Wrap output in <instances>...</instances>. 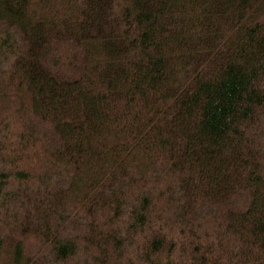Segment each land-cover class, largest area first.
Masks as SVG:
<instances>
[{
	"label": "trees",
	"instance_id": "1",
	"mask_svg": "<svg viewBox=\"0 0 264 264\" xmlns=\"http://www.w3.org/2000/svg\"><path fill=\"white\" fill-rule=\"evenodd\" d=\"M0 264H264V0H0Z\"/></svg>",
	"mask_w": 264,
	"mask_h": 264
}]
</instances>
